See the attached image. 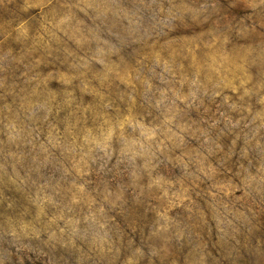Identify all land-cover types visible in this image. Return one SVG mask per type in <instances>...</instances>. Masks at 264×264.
Returning <instances> with one entry per match:
<instances>
[{"label":"rangeland","instance_id":"rangeland-1","mask_svg":"<svg viewBox=\"0 0 264 264\" xmlns=\"http://www.w3.org/2000/svg\"><path fill=\"white\" fill-rule=\"evenodd\" d=\"M0 264H264V0H0Z\"/></svg>","mask_w":264,"mask_h":264}]
</instances>
